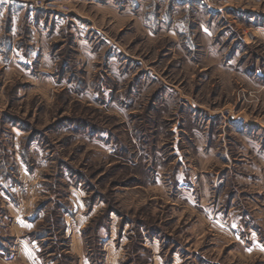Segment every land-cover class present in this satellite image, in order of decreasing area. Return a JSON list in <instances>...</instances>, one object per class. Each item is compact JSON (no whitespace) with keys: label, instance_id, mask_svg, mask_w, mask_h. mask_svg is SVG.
Returning <instances> with one entry per match:
<instances>
[{"label":"rangeland","instance_id":"374dc122","mask_svg":"<svg viewBox=\"0 0 264 264\" xmlns=\"http://www.w3.org/2000/svg\"><path fill=\"white\" fill-rule=\"evenodd\" d=\"M27 1L49 56L0 65V264H264V0Z\"/></svg>","mask_w":264,"mask_h":264},{"label":"crops","instance_id":"0c3cea01","mask_svg":"<svg viewBox=\"0 0 264 264\" xmlns=\"http://www.w3.org/2000/svg\"><path fill=\"white\" fill-rule=\"evenodd\" d=\"M57 1L59 0H54L53 4L60 3ZM86 1L90 4L92 2H97L96 0H86ZM154 1L157 2V0H154ZM198 1L201 2V4L206 7L207 4L205 5L204 3H202V2H205L204 0H162V2H165V4H171L173 7L182 6L185 4L191 5L192 3H198ZM52 6L53 8L51 9L53 10L57 9L56 5H52ZM205 9H212L214 13L218 14L222 8L214 7L213 5L208 4ZM47 11L41 12V10L34 8L27 0H0V65L1 66L5 67L6 64H9V62L13 64V59H18V58H24V57H27L30 59L48 58L49 55L47 54V52L43 50H41L40 52L39 48L37 50L30 49V53L28 52L29 55L24 54L22 45L20 43L22 39L21 28L25 26L29 28L30 31H32L34 28L37 27V29L40 30L41 26L42 27L44 26L45 14L47 17V15H49L50 13ZM63 14L64 13L62 14L60 13L59 15H63ZM57 16H58V13L57 15H55V18L51 16L53 22H55V19L57 18ZM50 23L51 21H49L48 24ZM42 29L40 30V32L37 31V34H40L41 37H44L43 36L44 32ZM69 211L71 213L70 208H68V210L65 213H63L64 217L65 215L66 216L68 215ZM256 234L257 232L254 234L255 238H256ZM73 238L75 237L73 236ZM40 241L42 240L39 239L38 244H37L40 247L39 251H37L35 248L34 249L29 248V247H33V245H30L29 243H27L26 246L21 245V251L19 254L21 255L25 264H38L37 257L38 256L44 257V255L46 256L47 249L43 247L45 243L43 241L42 242ZM251 242H252V249L253 250L256 249L258 251L257 254H255L256 257H261V259L263 260L264 247L259 242L253 243L252 240ZM47 254L49 256L51 252H48ZM51 261L54 262V260H51ZM56 263L54 262V264Z\"/></svg>","mask_w":264,"mask_h":264},{"label":"trees","instance_id":"16d2710c","mask_svg":"<svg viewBox=\"0 0 264 264\" xmlns=\"http://www.w3.org/2000/svg\"><path fill=\"white\" fill-rule=\"evenodd\" d=\"M62 215H63V213H62ZM45 234V232L44 231H42L39 235H38V237L40 238L42 235H44Z\"/></svg>","mask_w":264,"mask_h":264},{"label":"built area","instance_id":"2783aa9c","mask_svg":"<svg viewBox=\"0 0 264 264\" xmlns=\"http://www.w3.org/2000/svg\"><path fill=\"white\" fill-rule=\"evenodd\" d=\"M13 256V255H12Z\"/></svg>","mask_w":264,"mask_h":264}]
</instances>
